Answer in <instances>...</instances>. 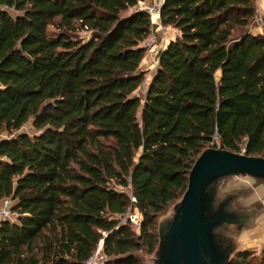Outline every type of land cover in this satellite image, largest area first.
<instances>
[{
    "label": "trees",
    "instance_id": "trees-1",
    "mask_svg": "<svg viewBox=\"0 0 264 264\" xmlns=\"http://www.w3.org/2000/svg\"><path fill=\"white\" fill-rule=\"evenodd\" d=\"M151 3L0 0V264H87L101 240L98 264H143L204 149L264 156L257 0H164L180 35L142 97ZM131 192L140 233L119 218Z\"/></svg>",
    "mask_w": 264,
    "mask_h": 264
},
{
    "label": "water",
    "instance_id": "water-1",
    "mask_svg": "<svg viewBox=\"0 0 264 264\" xmlns=\"http://www.w3.org/2000/svg\"><path fill=\"white\" fill-rule=\"evenodd\" d=\"M241 176L254 183L227 188L229 179ZM259 185H264V156L220 145L204 149L171 215L158 222L159 242L152 264H231L246 251L243 239L264 230V198L256 194L258 198L252 200Z\"/></svg>",
    "mask_w": 264,
    "mask_h": 264
},
{
    "label": "rangeland",
    "instance_id": "rangeland-1",
    "mask_svg": "<svg viewBox=\"0 0 264 264\" xmlns=\"http://www.w3.org/2000/svg\"><path fill=\"white\" fill-rule=\"evenodd\" d=\"M258 2V1H257ZM258 9H257V22L253 23V33H262L264 34V15H262L260 13V10H259V6H257ZM49 30L50 31H55V27L54 26H50L49 27ZM82 35H87V33L83 32ZM159 35H161L162 38H164V44H160V45H157V42H158V39H159ZM155 36V37H154ZM172 37H174L172 35ZM165 35H164V31H158V33L156 34V30H154L153 34L151 33V35L149 36V38L146 40L145 42V45L147 47V52H146V55H145V58H144V63L142 61L141 63V67H140V70L141 72H144L145 73V80H144V83L142 84V86L139 88V90L137 91V94L141 95L142 97L145 96L146 94V90L150 84V80L153 79V75L156 71V69L158 68V66L156 65L154 67V64L156 63H159V55L160 53L168 46L167 43H168V40H165ZM175 38V37H174ZM174 38H171V39H174ZM172 41V40H171ZM170 41V42H171ZM169 42V43H170ZM152 75V77H151ZM217 77H219V74L217 75ZM32 124H31V121L26 123L24 125V127L22 128V130H27V131H32ZM249 184H253L254 182L249 179L248 177L246 176H241V177H238V178H232V179H229L227 182H226V186L228 189H233L234 187H246V185ZM251 187H248V189H250ZM258 194L259 197L261 198H264V185H259L256 187V190H253V197L254 199L252 200H255L258 198V196L256 195ZM1 204V202H0ZM172 207H173V204L159 217L158 219V222L166 217H168L169 215H171L172 213ZM262 209L264 210V206L262 207ZM15 215L11 218V220H15ZM263 221H264V216H263ZM263 226H264V222H263ZM259 242V241H257ZM256 242V243H257ZM154 256V253L150 254V253H147V252H142L140 254V258L143 262V264H152V258Z\"/></svg>",
    "mask_w": 264,
    "mask_h": 264
},
{
    "label": "built area",
    "instance_id": "built-area-1",
    "mask_svg": "<svg viewBox=\"0 0 264 264\" xmlns=\"http://www.w3.org/2000/svg\"><path fill=\"white\" fill-rule=\"evenodd\" d=\"M164 4V0H152V3L146 7L147 12L150 16L157 17V20H152L153 25L158 24L163 31H166L170 26H165L161 21V8ZM264 23V22H263ZM264 26V25H263ZM154 30L152 31L153 34ZM155 37V36H154ZM2 134H0V139L2 138ZM137 198L130 193V206L125 214L120 215V221L124 224H130L136 233H140L141 225H142V213L137 207ZM15 214L12 211V200L9 198H5L1 201L0 204V223L6 220H11V218ZM103 249V241L101 240L97 246L95 254L88 260L87 264H98L103 261L105 256L102 254ZM262 249L264 250V242L262 244Z\"/></svg>",
    "mask_w": 264,
    "mask_h": 264
},
{
    "label": "crops",
    "instance_id": "crops-1",
    "mask_svg": "<svg viewBox=\"0 0 264 264\" xmlns=\"http://www.w3.org/2000/svg\"><path fill=\"white\" fill-rule=\"evenodd\" d=\"M258 1V6H259V10H260V13L262 15H264V0H257ZM151 19L153 20H157V17H151ZM153 30H156V34L158 33V31L160 32L162 29L160 28V26H158V24H154V29ZM163 31V30H162ZM255 34H259V33H255ZM164 35H165V40H168V43L167 45L169 44V42L171 40H175L179 35H180V32L175 29L174 27L170 26L169 28H167L166 31H164ZM172 35L175 37H172ZM159 39H158V42H157V45H160V44H164V38L161 37V35H159ZM171 38H174V39H171ZM144 59H143V63H144ZM159 63H156L154 64V67L157 65L158 66ZM152 77V75H151ZM152 80V79H151ZM150 80V82H151ZM147 91V90H146ZM259 241V242H257ZM243 242H244V247L246 248V251H250V252H254L257 256H262L263 254V249H262V244L264 242V230H260L258 232H256L254 235L251 236V238H247L245 237L243 239ZM257 242V243H256Z\"/></svg>",
    "mask_w": 264,
    "mask_h": 264
}]
</instances>
